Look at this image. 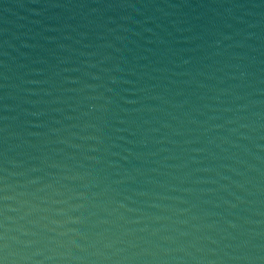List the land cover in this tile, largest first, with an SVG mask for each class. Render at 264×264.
<instances>
[{
	"label": "water",
	"instance_id": "water-1",
	"mask_svg": "<svg viewBox=\"0 0 264 264\" xmlns=\"http://www.w3.org/2000/svg\"><path fill=\"white\" fill-rule=\"evenodd\" d=\"M3 264H264V0H0Z\"/></svg>",
	"mask_w": 264,
	"mask_h": 264
},
{
	"label": "snow or ice",
	"instance_id": "snow-or-ice-1",
	"mask_svg": "<svg viewBox=\"0 0 264 264\" xmlns=\"http://www.w3.org/2000/svg\"><path fill=\"white\" fill-rule=\"evenodd\" d=\"M0 264H3V262H2V261H0Z\"/></svg>",
	"mask_w": 264,
	"mask_h": 264
}]
</instances>
